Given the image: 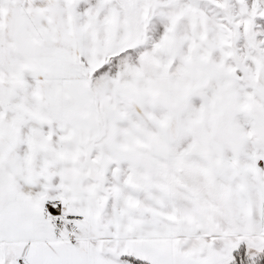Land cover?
<instances>
[{
    "label": "snow or ice",
    "instance_id": "6c2138e0",
    "mask_svg": "<svg viewBox=\"0 0 264 264\" xmlns=\"http://www.w3.org/2000/svg\"><path fill=\"white\" fill-rule=\"evenodd\" d=\"M0 264H264V0H0Z\"/></svg>",
    "mask_w": 264,
    "mask_h": 264
}]
</instances>
